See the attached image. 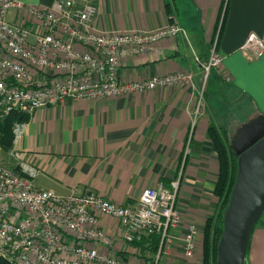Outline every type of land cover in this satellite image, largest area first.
Instances as JSON below:
<instances>
[{
    "label": "crops",
    "instance_id": "0c3cea01",
    "mask_svg": "<svg viewBox=\"0 0 264 264\" xmlns=\"http://www.w3.org/2000/svg\"><path fill=\"white\" fill-rule=\"evenodd\" d=\"M17 1L47 6L51 0ZM224 2L93 0L98 10L93 25L103 33L149 31L168 24L183 29L146 54L127 59L120 71L126 82L187 71L200 87L201 63L222 27L218 39L222 64L207 80L205 107L194 127L195 96L179 86L97 101L67 100L37 110L14 129L9 155L37 169L34 187L61 196L92 190L106 200L133 207L143 189L161 185L168 190L182 169L176 197L182 224L168 231L158 264L202 262L204 228L219 203L214 195L219 160L209 126L226 131L232 143L243 127L264 120V52L249 60L241 50L252 32L264 41V0H227L222 25ZM15 20L16 13L10 11L8 21ZM191 225L199 235L194 256L187 259L182 235ZM101 226L112 237V251L126 262L152 264L158 256L155 236L126 244L114 219L102 217ZM246 261L264 264V212L251 234Z\"/></svg>",
    "mask_w": 264,
    "mask_h": 264
},
{
    "label": "built area",
    "instance_id": "2783aa9c",
    "mask_svg": "<svg viewBox=\"0 0 264 264\" xmlns=\"http://www.w3.org/2000/svg\"><path fill=\"white\" fill-rule=\"evenodd\" d=\"M10 11L16 13L14 23L8 21ZM97 12L93 0H51L47 6L0 0V123L13 112L31 116L67 100L97 101L180 86L195 96L194 127L205 107L206 80L222 64L220 26L201 63L200 87L187 71L126 82L120 71L127 59L146 54L183 29L168 24L149 31L103 33L93 25ZM241 50L249 60L258 59L264 41L252 32ZM17 167L0 164V258L10 264H134L112 251V237L101 229L102 217L118 223L126 244L157 237L158 256L152 264H158L168 231L182 224L176 208L182 169L168 190L149 186L130 207L92 190L61 196L38 189L32 183L37 169L23 162ZM198 235L193 225L182 235L185 258L194 256Z\"/></svg>",
    "mask_w": 264,
    "mask_h": 264
},
{
    "label": "water",
    "instance_id": "95a60500",
    "mask_svg": "<svg viewBox=\"0 0 264 264\" xmlns=\"http://www.w3.org/2000/svg\"><path fill=\"white\" fill-rule=\"evenodd\" d=\"M231 144L237 178L224 213L217 264H245L251 234L264 212V120L243 127Z\"/></svg>",
    "mask_w": 264,
    "mask_h": 264
},
{
    "label": "trees",
    "instance_id": "16d2710c",
    "mask_svg": "<svg viewBox=\"0 0 264 264\" xmlns=\"http://www.w3.org/2000/svg\"><path fill=\"white\" fill-rule=\"evenodd\" d=\"M226 3L227 0L224 2L225 13L222 25L225 21ZM28 120V115L13 112L0 123V152L2 154L8 156L13 149L16 125L26 123ZM208 135L219 160V175L214 188V195L217 196L219 203L216 212L207 220L204 228L201 264H217V247L223 231L224 213L228 207L231 192L237 178V156L232 149L231 140L228 138L226 131L211 124L208 128ZM12 169L18 171L17 166ZM153 239L156 241L154 246L155 253L159 249L160 242L157 237ZM0 264L10 263L0 258ZM245 264H248L246 260Z\"/></svg>",
    "mask_w": 264,
    "mask_h": 264
},
{
    "label": "rangeland",
    "instance_id": "374dc122",
    "mask_svg": "<svg viewBox=\"0 0 264 264\" xmlns=\"http://www.w3.org/2000/svg\"><path fill=\"white\" fill-rule=\"evenodd\" d=\"M214 71H212L210 73V75L208 76L207 80L209 79V77L213 74ZM207 80H206V83H207ZM206 83H205V90H206ZM205 96V94H204ZM205 98V97H204ZM206 100V98H205ZM0 164L5 166V167H8V168H13L14 166H16L17 164V161L14 157L10 156V155H4L0 152Z\"/></svg>",
    "mask_w": 264,
    "mask_h": 264
}]
</instances>
